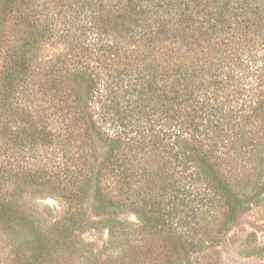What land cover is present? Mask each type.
<instances>
[{
  "label": "trees",
  "instance_id": "16d2710c",
  "mask_svg": "<svg viewBox=\"0 0 264 264\" xmlns=\"http://www.w3.org/2000/svg\"><path fill=\"white\" fill-rule=\"evenodd\" d=\"M263 173L264 0H0V264L208 227Z\"/></svg>",
  "mask_w": 264,
  "mask_h": 264
},
{
  "label": "rangeland",
  "instance_id": "374dc122",
  "mask_svg": "<svg viewBox=\"0 0 264 264\" xmlns=\"http://www.w3.org/2000/svg\"><path fill=\"white\" fill-rule=\"evenodd\" d=\"M263 182L264 173L259 186L248 187L245 203L239 206L233 202L230 215L226 208H214L208 227H199L189 218L179 227L181 233L172 236L134 233L128 237L123 250L117 248V244L109 246L106 231L77 233L73 241L93 244L96 264H264ZM50 191L53 198L43 194L45 198L39 204L49 206L56 217L63 216L67 211L66 203L59 194ZM189 205L192 207L194 202ZM179 212L183 210L179 208ZM123 218L129 223L137 222L133 213L127 212Z\"/></svg>",
  "mask_w": 264,
  "mask_h": 264
}]
</instances>
